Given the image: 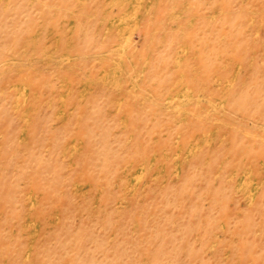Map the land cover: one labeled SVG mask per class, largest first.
<instances>
[{"label": "rangeland", "instance_id": "1", "mask_svg": "<svg viewBox=\"0 0 264 264\" xmlns=\"http://www.w3.org/2000/svg\"><path fill=\"white\" fill-rule=\"evenodd\" d=\"M0 264H264V0H0Z\"/></svg>", "mask_w": 264, "mask_h": 264}]
</instances>
